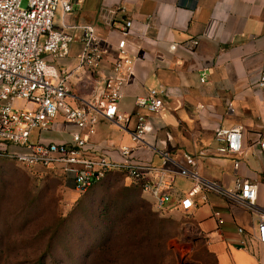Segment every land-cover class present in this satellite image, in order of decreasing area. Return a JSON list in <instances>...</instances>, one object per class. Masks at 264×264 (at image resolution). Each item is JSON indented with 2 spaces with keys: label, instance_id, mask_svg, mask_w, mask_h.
Here are the masks:
<instances>
[{
  "label": "crops",
  "instance_id": "obj_1",
  "mask_svg": "<svg viewBox=\"0 0 264 264\" xmlns=\"http://www.w3.org/2000/svg\"><path fill=\"white\" fill-rule=\"evenodd\" d=\"M128 21L132 22L128 45L135 68L123 91L120 111L134 114L137 100L150 89L167 92L164 109L152 122L154 132L145 136L149 146L135 148L131 160L160 166L155 148L166 150L178 161L186 154L196 155L201 175L208 180L232 189L237 173L257 183L255 212L211 193L207 202L198 201L189 216L191 226L205 242V259L194 264H264V245L257 241L264 216V153L257 144L264 140V88L259 86L264 75V0H85L68 14L59 10L55 28L74 37L69 57L59 62V69L72 71L76 67L83 26L95 28L106 52L96 81L80 73L70 79L75 94L88 100L98 80L113 77L112 64L123 39L121 30ZM195 39L200 42L195 52L176 48ZM204 74L207 79L202 83ZM234 126H241L244 136L243 163L237 172L233 158L217 154L216 141L219 130ZM73 130L67 126L54 132L62 135L61 142L69 141ZM122 146L135 147L129 132L100 119L89 140L90 150L121 161ZM190 186L188 179L178 178L175 192L182 195ZM70 187L74 190L72 182ZM215 214L222 217V224ZM240 228L244 235L239 234Z\"/></svg>",
  "mask_w": 264,
  "mask_h": 264
},
{
  "label": "built area",
  "instance_id": "obj_2",
  "mask_svg": "<svg viewBox=\"0 0 264 264\" xmlns=\"http://www.w3.org/2000/svg\"><path fill=\"white\" fill-rule=\"evenodd\" d=\"M84 1L0 0V157L33 171H59L78 193H86L110 172L124 173L128 179L141 184L142 194L164 216L174 212L190 215L198 201L207 202L211 193L255 212L257 183L237 173L232 189L208 180L201 175L196 155L186 154L178 161L166 150L155 148L162 161L160 166L138 165L131 160L135 148L149 146L145 136L154 132L153 119L164 109L167 94L164 88L150 89L145 97L137 100L134 114L120 111L123 91L134 76L135 58L128 45L132 22H126L121 30L123 39L112 64L113 77L97 79L96 90L88 100L70 89V79L75 73L96 81L95 75L106 57L103 41L95 28L83 26L82 50L76 67L72 71L58 68L59 62L69 57L74 37L67 30L55 28L57 12L68 14ZM199 44L195 39L176 48L195 52ZM206 79L204 74L201 82ZM259 86L264 88V75ZM229 110L233 112L231 104ZM100 119L129 132L135 147H120L121 161L90 150L89 140L96 134ZM132 122L134 125L130 127ZM61 126L74 128L69 133V141L42 139L43 133ZM216 141L217 154L233 158L237 172L243 163V128L221 129ZM257 144L264 153V140ZM178 178L191 182L190 189L182 195L175 192ZM215 217L223 223L219 214ZM244 233L240 228L239 234ZM257 241L264 245V216L259 221ZM241 245L245 246V241Z\"/></svg>",
  "mask_w": 264,
  "mask_h": 264
},
{
  "label": "rangeland",
  "instance_id": "obj_3",
  "mask_svg": "<svg viewBox=\"0 0 264 264\" xmlns=\"http://www.w3.org/2000/svg\"><path fill=\"white\" fill-rule=\"evenodd\" d=\"M56 134L42 136L60 142L63 137ZM129 206L136 213L150 210L147 199L123 175L109 174L78 193L59 171H33L0 157V264H33L28 260L48 251L52 258L46 264H194L205 259V242L191 226V217L177 212L161 217L165 237L139 233L136 258L119 251L127 237L110 231L122 220L130 223Z\"/></svg>",
  "mask_w": 264,
  "mask_h": 264
},
{
  "label": "trees",
  "instance_id": "obj_4",
  "mask_svg": "<svg viewBox=\"0 0 264 264\" xmlns=\"http://www.w3.org/2000/svg\"><path fill=\"white\" fill-rule=\"evenodd\" d=\"M1 158H5V157H1ZM6 159H8V158H6ZM109 174L123 175L127 180H129L131 182V184L135 187V189L138 190L142 194L141 184L134 181V180L128 179L124 173L114 171V172L108 173L107 175H109ZM66 182H71V181L67 179ZM142 196H144V195L142 194ZM146 199L150 204V210H148V211L145 210L143 212H141V210H140L139 211L140 213L139 212L136 213L137 209H132V206H129V208L127 209L128 210L127 215H129L128 220L130 221V223H124L122 220L119 225L115 226L110 231L112 235H115V236L119 235L123 238L125 236L127 237V238H125L127 240L122 242L124 244H119L117 249L119 251H123L124 253H126L127 256L128 255L130 257L133 256L134 258L137 257V255L135 253L138 251V249H139L138 246L140 245V242L139 241L137 242L139 233H146L147 236L149 235V237L152 236V234L154 236H159L160 238H163L166 236V234L161 235V233L164 232V230L166 228L165 220L162 219L161 217H167V216L161 215L160 213L156 212L154 207H153L152 202L148 198H146ZM6 242L7 241H5V244H6ZM49 246L51 247L50 243H49ZM3 256H4V253H2V251H0V259H2ZM5 257H7V258L12 257V255H5ZM50 258H52V253H50L48 251V252H45L40 258L34 259V260H28V261H30V262L32 261L33 264H46L47 263L46 261ZM161 258H162V256H159V258H158L159 261H161Z\"/></svg>",
  "mask_w": 264,
  "mask_h": 264
}]
</instances>
